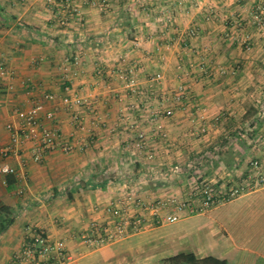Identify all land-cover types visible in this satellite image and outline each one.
<instances>
[{"label":"crops","instance_id":"obj_1","mask_svg":"<svg viewBox=\"0 0 264 264\" xmlns=\"http://www.w3.org/2000/svg\"><path fill=\"white\" fill-rule=\"evenodd\" d=\"M259 1L87 0L74 12L46 0H0V146L9 142L6 122L36 101L46 104L43 122L56 110L69 137L74 108L61 98L63 67L73 57L68 83L103 116L85 110L83 133L96 137L90 146L56 148L35 162L26 144L27 182L0 179V204L12 218L0 231V264L22 248L28 227L64 238L66 264H163L180 253L264 264V185L99 247L77 236L110 219L105 204L124 192L185 196L204 180L235 179L252 159L264 161V30L253 26ZM125 70L136 75V91ZM156 72L159 82L151 80ZM180 87L187 98L168 101L173 115L152 117L156 101ZM136 130L146 133L142 145ZM10 162L21 167L15 156Z\"/></svg>","mask_w":264,"mask_h":264},{"label":"built area","instance_id":"obj_2","mask_svg":"<svg viewBox=\"0 0 264 264\" xmlns=\"http://www.w3.org/2000/svg\"><path fill=\"white\" fill-rule=\"evenodd\" d=\"M87 0H46L48 3L57 2L60 7L69 11H78V2ZM67 18L62 16L60 23H66ZM193 29L191 34H196ZM68 65L63 67L65 94L61 103L67 108H74L73 129L69 137L63 135L56 110L46 111L45 116L48 123L42 119V113L46 110L43 101H36L27 108L17 109L14 119L6 122L5 127L9 133V142L0 146V179L7 183V176L27 182V171L25 168L24 148L31 144V157L35 162H41L47 153L61 148L66 152L75 150L77 147H88L92 144L95 135L87 136L83 133L86 119L85 110H91L99 119L103 116L97 112L88 98L74 90L71 83H68L70 63H78L73 57L66 61ZM7 71L1 69V73ZM97 74H102V66L97 69ZM124 76L130 87L136 91V75L133 70H125ZM162 73L156 72L151 80L159 82ZM186 88L180 87L171 96L156 101L158 110L151 113L152 117L157 114L171 116L175 112V106L169 102L182 104L186 99ZM46 100H52L54 94L46 93ZM169 101V102H168ZM104 121L101 120L100 123ZM100 127V124L98 125ZM138 132L139 144H144L146 133L144 130ZM15 156L20 162L17 168L10 162ZM251 169L242 176L228 181L204 180L195 190L187 195L172 194L169 196L148 197L136 195L133 192H124L115 196L105 204V210L111 218L104 221L94 220L90 226L80 232L78 238L87 246L99 247L117 239L124 238L133 232H137L150 223L174 222L181 218L182 213H199L207 211L219 204L230 201L247 191L264 185V161L255 158L250 161ZM25 192L23 186L15 189L17 195ZM69 259L68 246L64 238H51L43 231L28 227V236L22 248L15 252L8 264H66Z\"/></svg>","mask_w":264,"mask_h":264},{"label":"trees","instance_id":"obj_3","mask_svg":"<svg viewBox=\"0 0 264 264\" xmlns=\"http://www.w3.org/2000/svg\"><path fill=\"white\" fill-rule=\"evenodd\" d=\"M9 176H7V181ZM9 213V209L5 205L0 204V231L6 229L11 223L12 218L9 216ZM163 264H228V262L212 256L198 258L193 253H180L164 259Z\"/></svg>","mask_w":264,"mask_h":264},{"label":"rangeland","instance_id":"obj_4","mask_svg":"<svg viewBox=\"0 0 264 264\" xmlns=\"http://www.w3.org/2000/svg\"><path fill=\"white\" fill-rule=\"evenodd\" d=\"M253 13H254V21H255V24L252 23L253 26H256L257 28H259V27L263 28V30H264V3L261 2V0L256 5V8L253 10ZM236 24H239V22H237ZM252 29H253V27H252ZM239 36H242V35L240 34ZM246 44H247V42L243 43V46H246ZM69 74H68V76H69ZM186 91H187V89H186ZM186 98H187V96H186Z\"/></svg>","mask_w":264,"mask_h":264}]
</instances>
